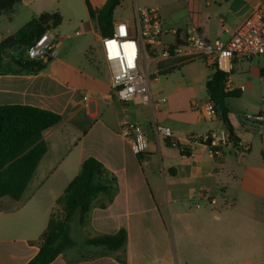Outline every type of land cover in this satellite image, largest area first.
I'll return each instance as SVG.
<instances>
[{
  "label": "crops",
  "instance_id": "1",
  "mask_svg": "<svg viewBox=\"0 0 264 264\" xmlns=\"http://www.w3.org/2000/svg\"><path fill=\"white\" fill-rule=\"evenodd\" d=\"M107 1L22 0L11 13L12 19L29 16V22L45 13H58L62 22L52 30L56 40L46 69L37 74H0V106L36 107L63 119L43 133L47 153L23 197L0 199V264H27L38 254L39 238L56 200L90 157L103 165L110 194L97 198L89 221L82 223L79 211L74 214L70 236L76 245L51 264H178L167 225L173 216L192 217L195 251L204 244L218 245L219 254L204 263H264V127L259 135L244 131L240 123L242 114L264 112V55L236 60L230 75L233 91L241 93L227 99L230 123L234 135L250 143L249 151L226 148L213 157L204 145L195 143L189 155H183L157 139L153 126L171 128L179 145L187 148L192 135L227 130L220 116L207 119L191 106L193 100H209L206 82L214 68L203 59L186 63L173 59L165 63L160 80L151 83V102L145 104L137 97L122 106L112 96L102 34L87 5L99 10ZM263 2L123 0L113 16L115 23L131 19L139 7H155L164 21L163 43L183 45L198 35L227 42ZM0 19L7 25L12 21L5 15ZM103 68L107 74L100 77ZM92 73L89 86L86 78ZM128 119L145 130L146 154L141 158L120 134ZM206 188L212 190L216 205H207L201 197ZM242 201L243 208H236ZM121 231L127 241L114 253L85 246L89 239Z\"/></svg>",
  "mask_w": 264,
  "mask_h": 264
},
{
  "label": "trees",
  "instance_id": "2",
  "mask_svg": "<svg viewBox=\"0 0 264 264\" xmlns=\"http://www.w3.org/2000/svg\"><path fill=\"white\" fill-rule=\"evenodd\" d=\"M22 0H0V16L9 19L15 7ZM123 0H108L99 10L88 5L89 16L97 21L102 36H112L114 31V13ZM62 19L58 13H45L32 19L16 33L0 41V74H37L47 68L50 58L44 62L33 60L26 55V49L47 30H53L61 25ZM20 48L19 56L10 55V50ZM208 97L216 108H221V121L231 132V111L227 99L238 98V91H225V74L213 69L206 82ZM62 115L24 105L0 106V199L6 196L20 200L27 190L40 161L47 153V144L43 133L59 124ZM188 156L189 151L181 152ZM141 158V157H140ZM79 174L70 182L65 191L55 202L48 225L39 238V252L27 264H51L65 250L73 248L76 243L70 236L71 222L74 214L80 212L82 223L89 221L95 201L101 195L110 194V180L103 170V165L95 158H87L80 168ZM127 241L124 231L114 236H103L89 239L85 246L102 247L110 254L122 248Z\"/></svg>",
  "mask_w": 264,
  "mask_h": 264
},
{
  "label": "built area",
  "instance_id": "3",
  "mask_svg": "<svg viewBox=\"0 0 264 264\" xmlns=\"http://www.w3.org/2000/svg\"><path fill=\"white\" fill-rule=\"evenodd\" d=\"M161 16L158 8L139 7L131 19L114 23L112 36L100 38L104 61L111 75V93L122 106L133 102L137 97H142L145 104L151 102V83L160 80L166 71L165 63L173 59H181L184 63L203 59L208 67L225 74V91L233 92L230 75L235 61L251 60L264 55V2L245 19L227 42H212L198 35L183 45H168L163 43L165 28ZM76 34L79 35L80 32ZM54 40L56 38L52 30H47L26 49V55L30 59L46 62L53 55ZM87 98L84 96V100ZM191 106L207 119H216L219 116L215 104L210 100H193ZM240 123L244 131L260 135L264 127V112L242 114ZM153 131L157 139L164 140L166 145L183 153L191 151L195 143L204 145L213 157L221 155L226 148L241 153L250 149V143L235 140L228 129L200 136L192 135L188 148L179 145L172 129L167 126L154 124ZM120 134L130 143L137 157L146 154L145 130L141 125L129 119L125 120L121 125ZM201 195L207 205H216L211 189H203ZM196 206L200 207L199 204Z\"/></svg>",
  "mask_w": 264,
  "mask_h": 264
},
{
  "label": "rangeland",
  "instance_id": "4",
  "mask_svg": "<svg viewBox=\"0 0 264 264\" xmlns=\"http://www.w3.org/2000/svg\"><path fill=\"white\" fill-rule=\"evenodd\" d=\"M120 13L122 14L123 11L121 10ZM12 17V15H10ZM128 15H126L127 17ZM28 19L30 20L29 16L28 18L25 17V15L19 16L16 19H12V21L7 25L3 23V21L0 19V34L4 35V38H7L10 35V32L17 31L23 24H25ZM20 48H15L14 50H10L8 52V55L5 57V61H9L10 55H13L15 57L19 56L21 53ZM198 60V59H197ZM107 74L106 68H103L99 71L100 77H105ZM94 76V73L87 76V85L92 86L91 78ZM163 76V75H162ZM86 86L85 88H87ZM105 87V86H104ZM88 89H86L87 91ZM252 205H254L256 202L253 200H248ZM242 202L238 204L236 208H243ZM259 206V203L257 204ZM181 207V206H177ZM183 210L186 209L185 205H182ZM167 225L169 227V241L171 244V249L173 250L174 257L178 264H206L203 262V260H208L210 257H216L219 254V248L218 245H207L204 244V246H201V248L197 251H195V243L196 239L191 236V219H179L178 217L173 216L172 218H169L167 221ZM203 251V254H202ZM207 251V253H205ZM206 256V257H204ZM211 259V258H210Z\"/></svg>",
  "mask_w": 264,
  "mask_h": 264
},
{
  "label": "water",
  "instance_id": "5",
  "mask_svg": "<svg viewBox=\"0 0 264 264\" xmlns=\"http://www.w3.org/2000/svg\"><path fill=\"white\" fill-rule=\"evenodd\" d=\"M217 112H218L219 115H221L222 111H221L220 107L217 108Z\"/></svg>",
  "mask_w": 264,
  "mask_h": 264
}]
</instances>
